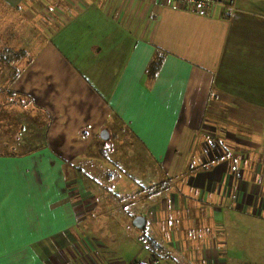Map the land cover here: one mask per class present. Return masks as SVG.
Instances as JSON below:
<instances>
[{"label": "crops", "instance_id": "0c3cea01", "mask_svg": "<svg viewBox=\"0 0 264 264\" xmlns=\"http://www.w3.org/2000/svg\"><path fill=\"white\" fill-rule=\"evenodd\" d=\"M0 3V48L29 54L0 73V264H111L86 253L91 220L72 187L80 173L66 172L108 127L163 161L166 175L187 170L186 187L212 198L217 228L232 221L213 253L161 264L264 262L249 254L264 253V233L235 226L264 217V0H236L234 11L166 0ZM158 51L166 58L151 82ZM205 160L215 167L199 169Z\"/></svg>", "mask_w": 264, "mask_h": 264}, {"label": "rangeland", "instance_id": "374dc122", "mask_svg": "<svg viewBox=\"0 0 264 264\" xmlns=\"http://www.w3.org/2000/svg\"><path fill=\"white\" fill-rule=\"evenodd\" d=\"M9 9L13 13L20 10ZM10 28L15 30L17 26ZM12 85V82L11 85L7 83L5 87L12 90ZM108 128L111 135L108 140L102 141L98 136L88 152L76 155L80 159L68 161L73 169H66L68 176L81 172L86 174L82 179L75 175L72 184L76 206L84 209V212L80 209L79 215L82 217L85 213V217L91 220L86 228L91 231L87 234L86 253L92 257L97 253V259L108 258L111 264H130L135 258H150L138 238L140 232L134 225L137 216L148 218L147 233L167 245L169 254L205 256L213 253L214 235L225 239L232 221L223 220L221 228H217L212 219L213 202L207 201L212 198L208 195L202 198L200 192L191 190L193 186L186 187L188 181L183 172L187 170L175 176L166 175L163 161L153 160L134 138L127 141L123 137L125 132L118 139L116 131ZM102 149L105 156L100 154ZM189 162L191 166L195 165V160ZM208 162L205 160L203 164ZM168 179L167 188L163 186L162 191L159 190L158 184ZM151 186L159 192L149 196ZM109 189H113L115 194L125 195V200L118 203ZM235 223L238 231L244 226L252 235L264 233V217H251L250 225L239 220ZM224 248L225 252V243ZM249 254L252 260L264 258L263 252L250 251Z\"/></svg>", "mask_w": 264, "mask_h": 264}, {"label": "trees", "instance_id": "16d2710c", "mask_svg": "<svg viewBox=\"0 0 264 264\" xmlns=\"http://www.w3.org/2000/svg\"><path fill=\"white\" fill-rule=\"evenodd\" d=\"M27 54L28 53L25 50H17L14 48L9 49L8 46H6V45L2 46L0 48V73L3 70V66L9 65L12 62L17 61L18 59H20L21 57H23L24 55H27ZM165 58H166L165 54L162 52H159V51L156 52L154 57L152 58L149 66L147 68V71H146V75L148 76V78L151 82L156 80V78H157V76H158V74H159V72H160V70L164 64ZM100 154L105 156L103 149L100 151ZM213 167H215L214 161H210L207 164L201 165L199 167V169L210 170V169H213ZM77 168L82 169L81 167H77ZM193 170H194V167L191 169V171H193ZM83 175H86V174L81 172V174L79 175L81 177V179H82ZM94 182L98 183L97 180H95ZM168 182H170L169 179L166 181H163L162 183H159L158 184L159 190L161 189V191H162L163 186H164V189L167 188ZM153 187L154 186H151L149 196L159 192V190H155ZM109 191H111V193L114 195V197L118 203L125 200V195L115 194L113 189H109ZM133 217L135 218L136 215ZM145 218H146V221L148 223V218L147 217H145ZM136 230L140 232V235L138 237L139 241L142 244H144V250L147 251L150 258L151 257H157L161 261H172V260L175 261V260H177V258H180L179 255L174 256L172 254H169L168 246L165 245L160 240H158L155 237L148 234L146 231L147 227L144 228L143 230H139L136 228Z\"/></svg>", "mask_w": 264, "mask_h": 264}, {"label": "built area", "instance_id": "2783aa9c", "mask_svg": "<svg viewBox=\"0 0 264 264\" xmlns=\"http://www.w3.org/2000/svg\"><path fill=\"white\" fill-rule=\"evenodd\" d=\"M167 2H177L185 7H197L198 9H210L212 7H222L236 10V0H166ZM130 264H161V260L157 257L151 258H135Z\"/></svg>", "mask_w": 264, "mask_h": 264}, {"label": "water", "instance_id": "95a60500", "mask_svg": "<svg viewBox=\"0 0 264 264\" xmlns=\"http://www.w3.org/2000/svg\"><path fill=\"white\" fill-rule=\"evenodd\" d=\"M101 138L106 141L109 139V132L108 131H103L101 133ZM146 218L144 216H138L136 217V219L134 220V225L137 229L141 230L144 229L146 226Z\"/></svg>", "mask_w": 264, "mask_h": 264}]
</instances>
